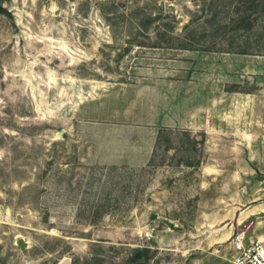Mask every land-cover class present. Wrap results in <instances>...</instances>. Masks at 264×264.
Here are the masks:
<instances>
[{"label": "rangeland", "instance_id": "rangeland-1", "mask_svg": "<svg viewBox=\"0 0 264 264\" xmlns=\"http://www.w3.org/2000/svg\"><path fill=\"white\" fill-rule=\"evenodd\" d=\"M0 3V264L264 242V0Z\"/></svg>", "mask_w": 264, "mask_h": 264}, {"label": "built area", "instance_id": "built-area-1", "mask_svg": "<svg viewBox=\"0 0 264 264\" xmlns=\"http://www.w3.org/2000/svg\"><path fill=\"white\" fill-rule=\"evenodd\" d=\"M232 249L231 264H264V242L252 237L245 229L235 232L230 241Z\"/></svg>", "mask_w": 264, "mask_h": 264}, {"label": "water", "instance_id": "water-1", "mask_svg": "<svg viewBox=\"0 0 264 264\" xmlns=\"http://www.w3.org/2000/svg\"><path fill=\"white\" fill-rule=\"evenodd\" d=\"M17 244L19 245V247H20L21 249H24V248L26 247V242H25L22 238H19V239L17 240Z\"/></svg>", "mask_w": 264, "mask_h": 264}, {"label": "trees", "instance_id": "trees-1", "mask_svg": "<svg viewBox=\"0 0 264 264\" xmlns=\"http://www.w3.org/2000/svg\"><path fill=\"white\" fill-rule=\"evenodd\" d=\"M0 11L6 13V10L3 7H1V3H0ZM137 254H138L137 258L142 257L140 253H137Z\"/></svg>", "mask_w": 264, "mask_h": 264}]
</instances>
